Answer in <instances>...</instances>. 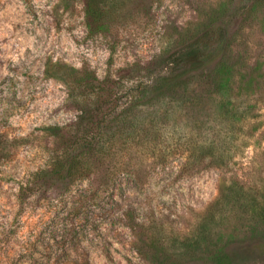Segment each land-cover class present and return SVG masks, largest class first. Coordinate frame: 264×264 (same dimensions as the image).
<instances>
[{"label": "rangeland", "instance_id": "obj_1", "mask_svg": "<svg viewBox=\"0 0 264 264\" xmlns=\"http://www.w3.org/2000/svg\"><path fill=\"white\" fill-rule=\"evenodd\" d=\"M221 1L109 0L118 19L106 33L92 34L85 0H0V264H148L122 228L119 217L130 207L160 226L150 231L154 236H165V248L150 251L152 264H203L175 255L193 232L222 230L226 238L235 234L245 240L241 230L248 221L241 210L219 219L217 209L207 208L221 195L232 201L241 184L264 185V98L258 106L263 126L249 138L236 128L228 133L211 123L206 111L200 117L179 114L175 122L159 125L153 151L147 150L143 135L126 144L114 137L95 176L74 187V193L62 184L22 190L60 146L53 134L80 114L82 94L50 79L45 73L49 62L64 67V79L79 69L128 86L144 78L142 66L156 63L160 53ZM249 42L254 58H263L264 27L256 28ZM212 101L204 100L203 110ZM189 135L195 144H221L216 152L229 162L222 167H204L208 160L187 162L181 145ZM90 183L105 191L101 209L76 217L71 212V203L80 198L75 192L87 193ZM212 213L218 221L210 219ZM108 219L112 221L106 224ZM149 234L143 231V241ZM232 250L252 264H264L239 244Z\"/></svg>", "mask_w": 264, "mask_h": 264}, {"label": "trees", "instance_id": "obj_2", "mask_svg": "<svg viewBox=\"0 0 264 264\" xmlns=\"http://www.w3.org/2000/svg\"><path fill=\"white\" fill-rule=\"evenodd\" d=\"M116 12L109 0H85L89 32L106 33L118 19ZM196 25L187 35L179 36L172 48L160 53L156 63L142 66L144 78L128 86L120 80L100 79L79 69H73V75L64 79L60 76L64 67L49 62L45 73L50 79L62 81L82 94L80 114L73 124L53 134L60 146L53 152L50 164L35 172L29 184L22 185L23 192L62 184L67 192L74 193V187L95 176L98 161L105 160L112 150L114 137L119 136L126 144L143 135L147 150L153 151L159 125L175 122L179 114L200 117L206 111L211 123H217L228 133L235 128L243 138L257 133L263 126L259 121L262 108L258 106L264 98V57L254 58L249 37L256 28L264 27V0H222L208 14L199 16ZM122 88L124 96L120 94ZM89 91L92 93L86 97ZM208 98L213 101L203 110L201 104ZM246 100L255 106L250 107ZM187 137L181 145L187 152V162L202 164L208 160L204 167H222L229 162L216 152L221 144H195L194 135ZM90 186L87 193L75 192L80 197L71 203L76 217H88L91 209H101L105 191L91 183ZM233 194L232 201L219 196L207 210L217 209L219 219L241 210L248 221L246 229L241 230L245 240L239 241L235 234L226 238L222 230H211L207 235L193 232L183 239L181 251L175 255L189 263L252 264L232 250L239 244L246 255L264 259V185L241 184ZM138 211L130 207L119 218L136 252L145 263L152 264L150 251L163 250L165 236H154L150 231L160 226L136 216ZM216 216L212 213L210 219L216 222ZM159 230L162 232L163 227ZM143 231L150 233L144 241ZM219 234L221 238L216 237Z\"/></svg>", "mask_w": 264, "mask_h": 264}]
</instances>
